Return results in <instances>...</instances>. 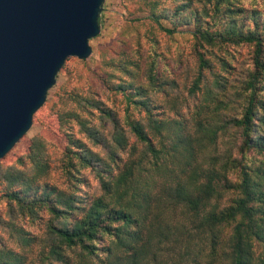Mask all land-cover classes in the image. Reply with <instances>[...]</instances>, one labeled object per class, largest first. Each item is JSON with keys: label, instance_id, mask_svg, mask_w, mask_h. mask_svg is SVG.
<instances>
[{"label": "trees", "instance_id": "trees-1", "mask_svg": "<svg viewBox=\"0 0 264 264\" xmlns=\"http://www.w3.org/2000/svg\"><path fill=\"white\" fill-rule=\"evenodd\" d=\"M139 1L133 22L147 21L168 37L190 34V87L155 59L139 79L136 62L122 52L109 65L126 78L105 82L120 95L122 115L59 88L51 106L60 99L74 108L63 107L51 122L66 141L58 164L39 134L11 163L10 151L0 159V264H264V4ZM224 45L252 48L251 68L229 90V78L211 71L202 52ZM229 67L222 63L224 72ZM178 85L197 100L193 110L181 94L164 101ZM227 134L231 144L222 140ZM250 151L261 158H248Z\"/></svg>", "mask_w": 264, "mask_h": 264}, {"label": "rangeland", "instance_id": "rangeland-1", "mask_svg": "<svg viewBox=\"0 0 264 264\" xmlns=\"http://www.w3.org/2000/svg\"><path fill=\"white\" fill-rule=\"evenodd\" d=\"M240 1L247 8L261 7L264 4V0ZM139 5H141L139 0L125 3L124 0L104 1L101 12L100 33L89 41L92 48L91 56L86 60H78L74 57L67 59L64 68L56 78V84L49 92V98H52L49 107H41L37 111L30 130L6 155L5 162L7 164L14 161L17 156L26 153V142L38 134L47 139L53 165L58 164V160L64 152L66 141L63 137V131L59 130L58 127L51 126V122L56 117L57 111L63 110V107L66 109L74 108L72 103L65 104L60 99L57 100L54 108L51 106L56 100L54 94L59 88L62 89L61 92L74 90L83 95L92 96L103 101L107 106L114 108L122 115L124 103L120 95H114L105 83L108 81L107 84L109 85L115 84L119 79L126 78L117 68L109 65V61L118 59L122 52L136 62L139 67V79L143 78L148 66L155 59L160 71L165 70L169 78L180 84L186 83L187 87H190L196 69V57L193 52V40L190 34L177 33L168 37L147 21L133 22L132 18L141 14V12H138ZM153 38L156 40L157 45L152 44L151 39ZM153 50L158 53V56L153 55ZM202 52L212 66L211 71L229 78L226 85L228 90L230 89L229 83L239 72H241L240 75L243 73L245 75L247 69L251 68L252 48L247 45L208 47L206 51L202 50ZM224 61H227L233 69L229 67L227 68L228 72H224L221 68ZM207 76L208 80H213L210 74ZM180 86L178 85L171 95H165L163 97L164 101L169 102V98L172 101V94H179V96L181 94L182 98H184L183 105H188L193 110L197 100L189 95L187 88ZM198 96L201 97L199 92ZM225 99L224 97L222 98V100ZM169 107L167 103V109ZM212 109L213 105L210 103L207 112ZM95 120L93 119V121ZM70 125L73 126V132L76 136L81 137L77 133L75 123ZM222 140L231 144V141L233 142L235 138L233 134H227ZM220 143L221 141L219 142V147ZM235 156H238L237 150L235 151ZM247 157L261 158L260 155L253 151L248 152ZM52 175L54 180H58L59 173H53ZM91 183L94 185L93 181ZM89 192H91L90 189ZM5 207V200L0 199L1 214L5 211ZM25 226L35 234L40 232L39 224L28 226L26 223Z\"/></svg>", "mask_w": 264, "mask_h": 264}, {"label": "water", "instance_id": "water-1", "mask_svg": "<svg viewBox=\"0 0 264 264\" xmlns=\"http://www.w3.org/2000/svg\"><path fill=\"white\" fill-rule=\"evenodd\" d=\"M104 1L0 0V159L30 130L66 60L91 56Z\"/></svg>", "mask_w": 264, "mask_h": 264}]
</instances>
